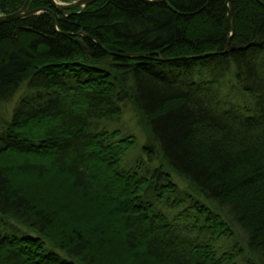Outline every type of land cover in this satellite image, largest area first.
<instances>
[{"label":"trees","instance_id":"trees-1","mask_svg":"<svg viewBox=\"0 0 264 264\" xmlns=\"http://www.w3.org/2000/svg\"><path fill=\"white\" fill-rule=\"evenodd\" d=\"M36 7L0 23V264H264V0Z\"/></svg>","mask_w":264,"mask_h":264},{"label":"water","instance_id":"water-1","mask_svg":"<svg viewBox=\"0 0 264 264\" xmlns=\"http://www.w3.org/2000/svg\"><path fill=\"white\" fill-rule=\"evenodd\" d=\"M93 1H95V0H72L69 2H64V1H60V0H50L53 7L56 10H58V12H60V13H62L63 11H65L67 9H72V8H77V7L84 8L85 6L92 3ZM140 1H142L144 3H148V4H153V3H157L160 1H164V0H140ZM29 6H30V0H24L22 6L19 9L15 10L13 12L7 13V14H1L0 13V23L9 22V21H13L16 19H26L30 16H33V15H36L40 12H45V11L48 12L53 19H54V16L57 15V13L50 8H46V7L29 8ZM227 22L231 28V32L229 34V38H230L233 34V25L230 21V11L229 10L227 13ZM229 38H228V40H229ZM228 40H227V42H228ZM81 48L84 49L85 46L81 45ZM236 48H239V47L232 45V46H230L229 49L233 50ZM126 55L127 56H134L137 54H126Z\"/></svg>","mask_w":264,"mask_h":264},{"label":"rangeland","instance_id":"rangeland-1","mask_svg":"<svg viewBox=\"0 0 264 264\" xmlns=\"http://www.w3.org/2000/svg\"><path fill=\"white\" fill-rule=\"evenodd\" d=\"M232 46V45H231ZM229 48H230V46H229ZM21 92V91H20ZM20 92H18L17 93V95L18 94H20ZM16 98V97H15ZM12 103L13 102H9V103H6V104H0V117H8L7 115L9 114V111H10V108H11V106H12ZM125 112H124V114H122V116H121V119H120V121H122V122H124L125 123V125L124 126H126V127H131L132 129H133V131L141 138L140 140H142V133H141V130L138 128V125L136 124V118H135V116H134V114H133V112H131V110L128 108V107H126L125 108V110H124ZM120 121H118L117 123H116V125H122V123H120ZM139 152L138 151H136V155L138 154ZM177 184H178V190H179V188L180 189H184L185 188V184L183 183V182H181L179 179H177ZM181 191V190H180ZM181 193H183L182 191H181ZM175 197V195H171V196H169V198L172 200L173 198ZM177 198H181V196L179 195V193L177 192ZM170 200V201H171ZM186 207V205L185 204H182V207H181V209H183V208H185ZM189 213L190 214H193V210L192 209H190L189 210ZM188 222H191L192 220L191 219H188L187 220ZM239 264H242L240 261H239Z\"/></svg>","mask_w":264,"mask_h":264},{"label":"bare ground","instance_id":"bare-ground-1","mask_svg":"<svg viewBox=\"0 0 264 264\" xmlns=\"http://www.w3.org/2000/svg\"><path fill=\"white\" fill-rule=\"evenodd\" d=\"M57 31H59L57 28H55Z\"/></svg>","mask_w":264,"mask_h":264}]
</instances>
